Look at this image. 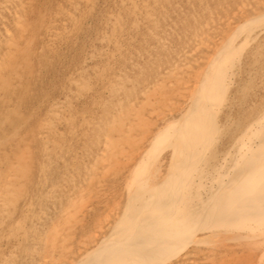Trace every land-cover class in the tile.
<instances>
[{
    "label": "bare ground",
    "instance_id": "bare-ground-1",
    "mask_svg": "<svg viewBox=\"0 0 264 264\" xmlns=\"http://www.w3.org/2000/svg\"><path fill=\"white\" fill-rule=\"evenodd\" d=\"M65 1L67 7L63 12L60 8L62 16L60 11H56L57 16L47 18L50 28L47 27L46 34H50L51 44L67 23L63 19L75 21V13L82 9L77 10L78 4L86 5L88 0ZM118 1L119 12L105 15L106 25L109 23L110 29L115 31L116 28L123 29L121 12L138 13L151 24L150 33L158 46L171 55L163 60L155 53L143 52L148 62L144 72L152 70L151 78L148 77L144 83L138 84L123 71L110 72L111 79L104 86L106 97L97 104L100 114L84 120L91 135L74 155L69 156L71 165L66 164L63 173L58 172L61 175L57 179L50 183L49 178L47 182L50 184L43 186L39 195L43 194L47 202L42 205L37 203L38 197L30 196L28 189L31 185L30 166H39L36 160L33 162L38 147L34 148L31 137H27L29 133L25 136L21 130L28 124L31 113L23 112L18 96L12 99L11 94L17 87L23 92L27 90L23 78L28 71H33L30 66L33 56L36 57L35 32L46 17L41 8L33 11V0H0V241L5 246L3 249L0 247V264H14L15 261L18 264H204L212 259L215 250L225 245L236 247L232 244L236 241L245 250L254 252V259L252 262L246 260L247 264H264V242L258 241V237L264 236V0H232L230 5L217 6L221 8L219 12L208 9L211 12L206 17L202 14L195 21L193 19V26L179 38L175 49L169 47L164 34L159 35L161 29L152 12L145 10V0ZM146 1L156 3L160 13L169 3V0ZM29 12L33 13L32 19L27 15ZM107 31L102 32L106 34ZM115 33L108 32L98 39L106 40L108 44L112 42L114 51L121 54L123 49L117 45ZM47 39L45 41L48 42ZM100 45L98 47H102ZM95 46L87 48L75 74L70 75L71 85L76 90L85 88L88 91V60L97 51ZM40 49L41 52L44 48ZM54 49H51L53 54L57 53ZM38 52L41 55L42 52ZM37 60H40L39 56ZM129 67L139 70V62L131 60ZM112 68L113 65L110 66ZM256 77L260 85L258 94H255L257 99L243 105L241 99L246 87ZM76 90L50 103L45 117L38 121V126H41L39 137L44 147L57 144L49 137L53 132L59 133L55 129V121L74 118L68 102L80 92ZM62 125L69 136H77L78 129L73 125L68 122ZM35 130H38L37 125ZM35 136L32 138L37 139ZM221 141L223 146L219 148ZM52 154L56 153L53 151ZM40 158L41 170L38 172L41 173L37 177L46 174L50 162L46 153ZM41 179L37 178L36 183ZM20 199L21 203H18ZM93 208H97L99 213L90 220L91 210L96 212ZM14 211L18 213L14 215Z\"/></svg>",
    "mask_w": 264,
    "mask_h": 264
},
{
    "label": "rangeland",
    "instance_id": "rangeland-1",
    "mask_svg": "<svg viewBox=\"0 0 264 264\" xmlns=\"http://www.w3.org/2000/svg\"><path fill=\"white\" fill-rule=\"evenodd\" d=\"M38 3H37V2ZM90 0H88L87 2H86V5H85V3H79L78 5V7L79 8H77V10H80L81 8V10L83 11V12H81V10L80 11H77L76 13H75V17H76V19H75V17H74V19H75V21H73V20H69V23H68V20H65V19H63V21H65V27H63L62 28V30H61V32L63 31V32H65V33H61L60 31H59V33H58V36L61 38V39H63V37L65 36V40L63 39V41L61 42V39L57 36V37H55V42H59L58 44L57 43H55L54 41V45H55V49L54 48H48V47H52V46H54L53 44H51L52 42H51V40H49V39H51V37H49L50 36V34L48 33V34H46V30H47V27H48V29L50 28V25H49V21L47 20V18L48 19H51V17H54V16H57V13H56V11H60V8L62 9L61 11L63 12L64 10V8H66L67 7V4H66V1L65 0H33V2H34V7H33V11L35 12V11H38V10H41V11H43L44 13H45V17L46 18H43V22H42V24H41V26L40 27H38V29L36 30V32H35V36H36V39H35V48H36V51L38 52L39 51V49L42 47V48H44L43 49V51H39L38 53H41V55L40 54H37V52L35 51V53L34 54H36V57L35 56H33V58H32V60H31V63L33 64L34 62H35V64L33 65V66H35V67H33L32 66V64H31V66H30V68H33V71H35L34 72V75H33V71H28V75L27 76H24V81H23V83H24V85H25V87H26V91L25 92H23L22 90H20V88H14L13 89V93L11 94V98L12 99H14V97L17 95L18 96V101H19V104H20V106H21V110L23 111V112H25V113H31L30 114V116H29V119L27 120V123L28 124H25L24 126L25 127H22V134L23 135H25V136H27V134L29 133H31L30 135L28 134V138H30V140H32L31 141V143L34 145V148H36V147H38V152H37V150H36V153H35V157H34V163H35V160L37 161L36 163L39 165V166H37L36 164H31V166H32V168H31V166H30V173H29V178L31 179V185L29 186V193H30V196H34V198H41V197H43V198H41V199H39L38 200V198L36 199L37 200V203L39 202V204L41 203L42 205L44 204V203H46L47 202V198L45 199V196L43 195V194H41V195H39L41 192H42V188L44 189V187L43 186H45L46 184L47 185H49L52 181H54L55 179H57L62 173H63V171H64V169H65V167H66V164L67 165H71V161H70V157L69 156H71V155H74L75 153H76V151H78V149H79V147L89 138V136L91 135L90 133H91V131L90 130H88L87 128H85V119H93V118H96L99 114H100V111H99V109H97V104H98V102H100L102 99H105V98H103V97H106V95H105V89H104V86H105V84L109 81V79H111V77L109 76L110 75V72H124V73H126V74H128V75H130V76H132L134 79H135V81H137L138 82V84H140V83H144V82H146L145 80L149 77V78H151V75H152V70L149 72V71H147V72H144V70L145 69H143L144 67H145V65H146V63H148V62H146L147 61V59H146V56L143 54V52L144 51H146L148 54L149 53H151V54H157V55H159V56H161V58L163 59V60H165V58H168V56H170L171 55V53H168V52H166V51H164L160 46H158V42H157V40L156 39H154V37L151 35V33L150 32H152V29H150L152 26H151V24H149V22L147 23V20L146 19H143V17L140 15V14H138V13H136V14H131V13H128V12H121V16H122V18H123V23H122V28L123 29H118V28H116L117 30L115 31V30H112V29H110L111 28V26L109 25V23H108V25H106L107 24V16H105V15H107L108 13L110 14V13H112V15H115L116 13H118L119 12V9H120V7H119V5H120V3H119V1L118 0H103V1H101V0H98L99 2H101V3H99V2H95V0H91V2H89ZM97 1V0H96ZM117 1V2H116ZM138 1H141V0H138ZM177 1V2H176ZM186 0H169V3L167 4V7H166V9L162 12L161 11V13L159 12V9H160V7L158 6V5H156V3H153L152 1H146L145 0V2H146V4H147V6H145V10L148 12H152V14H153V16H155L156 17V22H157V24L159 25V28L161 29L160 31H159V35H163L164 34V36H165V38L164 39H166L167 40V43H168V45H169V47L170 48H172V49H175L178 45H179V41H180V39L183 37V35H185L189 30H190V27H192L193 25H192V21H193V19H194V21H195V19L196 18H200V17H206L207 15H208V12L210 13L211 11H213L214 12V10L216 11V12H219V11H221V8H219V7H223V6H227V5H230L231 4V1L232 0H205V1H203V0H187V1H189V2H185ZM208 1V2H207ZM212 1V2H211ZM214 1V2H213ZM57 2L59 3V7L57 6L58 4H57ZM61 2V3H60ZM94 4H93V3ZM104 3V5H103V3ZM110 2H111V4H110ZM191 2V3H190ZM43 5H42V4ZM52 3V4H51ZM108 3H109V5H108ZM116 3V5H114ZM188 3V4H187ZM224 3V4H223ZM226 3V4H225ZM40 4V5H39ZM46 4H47V6H46ZM55 4H57V5H55ZM82 4V6H80ZM96 4V5H95ZM202 4V5H201ZM208 4V5H207ZM209 4H211V5H209ZM214 4V5H213ZM216 4V5H215ZM222 4V5H221ZM52 5V6H51ZM64 5H65V7H64ZM90 5V6H89ZM95 5V6H94ZM98 5V6H97ZM101 5V6H100ZM183 5V6H182ZM207 5V6H206ZM48 6H49V8H48ZM61 6H63V7H61ZM86 6V7H85ZM93 6V7H92ZM107 6V7H106ZM110 6H111V8H110ZM113 6H114V8L115 9H113ZM149 6V7H148ZM173 6V7H172ZM185 6V7H184ZM193 6V7H192ZM197 6V7H196ZM206 6V7H205ZM217 6H219V7H217ZM39 7V8H38ZM54 7V8H53ZM90 7H92V10L91 9H89ZM95 7V8H94ZM102 7V8H101ZM188 7V8H187ZM35 8V9H34ZM41 8V9H40ZM51 8H53V9H51ZM59 10H58V9ZM105 8H106V10H105ZM110 8V9H109ZM119 8V9H118ZM154 8L156 9L155 11H154ZM174 8V9H173ZM187 10H186V9ZM193 8H194V10H193ZM202 8V10H200ZM211 8V11L210 10H208V9H210ZM213 8V9H212ZM46 9V10H45ZM49 9V10H48ZM52 10V12H51V14H50V11ZM57 9V10H56ZM85 9V10H84ZM87 9V10H86ZM91 10V12H89V10ZM98 9V10H97ZM107 9H108V12H106L107 11ZM118 9V10H117ZM198 9V10H197ZM206 9V10H205ZM53 10H55V11H53ZM93 10L95 11L94 13H93ZM111 12H110V11ZM113 10V11H112ZM208 10V11H207ZM46 11H48L49 13H47ZM59 12V15L60 16H62L63 14H62V12ZM85 11V12H84ZM104 11V12H103ZM115 11V12H114ZM116 11H118V12H116ZM168 11V12H167ZM175 11H177V12H175ZM185 11V12H184ZM201 11V12H200ZM205 11V12H204ZM207 11V12H206ZM80 12H81V14L82 15H84V17L82 18V15L80 14ZM87 12H89L88 14H86ZM181 12V13H180ZM184 12V13H183ZM56 13V14H55ZM92 13V14H91ZM101 13V14H100ZM105 13V14H104ZM128 13V14H127ZM178 13V14H177ZM187 13V14H186ZM195 13H197V14H195ZM30 14V15H29ZM54 14V15H53ZM80 14V15H79ZM95 14V15H94ZM99 14V15H98ZM124 14H126V15H124ZM131 14V15H130ZM182 14H183V16H182ZM203 14V15H202ZM207 14V15H206ZM28 15V17L30 18V19H32L33 18V13H28L27 14ZM52 15V16H51ZM89 15V16H88ZM101 15V16H100ZM111 15V14H110ZM181 15V16H180ZM199 17H198V16ZM202 15V16H201ZM50 16V17H49ZM81 16V18L83 19V21H84V23H83V21H82V19L81 18H79ZM92 16V17H91ZM189 16V17H188ZM86 17V18H85ZM129 17H130V19H129ZM137 17H139V18H137ZM142 17V18H141ZM92 18V19H91ZM102 18H104V19H102ZM134 18V19H133ZM137 18V19H136ZM154 18V17H153ZM177 18V19H176ZM85 19V20H84ZM88 19H90V20H88ZM99 19H101V23L99 22L100 20ZM106 19V20H105ZM125 19H126V22H125ZM136 19V20H135ZM184 19V20H183ZM186 19V20H185ZM191 19V20H190ZM78 20H79V22H78ZM94 20H95V22H94ZM146 20V21H145ZM44 21H46V22H44ZM73 21V22H72ZM98 21V22H97ZM104 21V22H103ZM137 21V22H136ZM141 21H143V23L141 22ZM190 21V22H189ZM194 21H193V24H194ZM87 22V23H86ZM89 22V23H88ZM124 22H125V24H124ZM128 22V23H127ZM136 24H135V23ZM141 22V23H140ZM144 22H145V24L146 25H144ZM48 25H47V24ZM73 23H74V25L75 26H73L72 27V25H73ZM78 23H79V25H78ZM83 23V24H82ZM133 23V24H132ZM138 23V24H137ZM183 23V24H182ZM189 23V24H188ZM191 23V24H190ZM68 24V25H67ZM70 24V25H69ZM77 24V25H76ZM103 24V25H102ZM127 24V25H126ZM177 24V25H176ZM46 25V26H45ZM68 26V28H67V26ZM97 25V26H96ZM104 25H105V27H104ZM125 25V26H124ZM130 25H132V26H130ZM138 25V26H137ZM143 25V26H142ZM150 25V26H149ZM189 25V26H188ZM69 26H71L70 28H69ZM79 26V27H78ZM85 26V27H84ZM136 28H135V27ZM186 26V27H185ZM43 27V28H42ZM81 27H83V28H81ZM96 29H95V28ZM104 29L105 28V30H103L102 28ZM129 27V28H128ZM74 28V29H73ZM77 28V29H76ZM87 28V29H86ZM89 28V29H88ZM92 28H93V31H92ZM108 28V29H107ZM127 28V29H126ZM132 28V29H131ZM182 28H184L183 30H182ZM41 29H43V30H41ZM66 29H67V31H66ZM97 29H99L98 31H97ZM130 29V30H129ZM136 29V30H135ZM60 30V29H59ZM69 30V31H68ZM70 30H74L73 32L72 31H70ZM89 30V31H88ZM91 30V31H90ZM96 30V32H94ZM104 31H106V30H108L107 32H106V34L104 33L103 34V32ZM110 30V31H109ZM112 30V31H111ZM162 30H165V33L164 32H162ZM82 31H83V33H82ZM99 31H100V33H99ZM121 31H122V33H121ZM172 31V32H171ZM39 32L41 33V34H39ZM43 32V33H42ZM70 32V33H69ZM72 32V33H71ZM90 32H92V33H90ZM102 32V33H101ZM108 32L110 33V32H116L115 34H113L114 35V37L116 36V42H117V45L118 44H120V45H118V46H122L121 48L123 49L122 51H121V54H117L115 51H114V49L113 48H115V45H113V43L111 42L110 44H108L109 42H106V40H103V41H100V39H98V37H100L101 35H108ZM131 32H133V34L131 33ZM136 32V33H135ZM38 33V34H37ZM69 33V34H68ZM98 33V34H97ZM118 33V34H117ZM134 33H135V35L136 34H138V35H134ZM140 33V34H139ZM182 33V34H181ZM42 34H44V35H42ZM82 34V35H81ZM85 34V35H84ZM87 34V35H86ZM88 34H89V36H88ZM94 34V35H93ZM143 34V35H142ZM173 34V35H172ZM49 35V36H48ZM67 35H69V36H67ZM84 35V36H83ZM95 35H97V36H95ZM118 35H120V36H118ZM179 35V36H178ZM38 36H40V37H38ZM42 36V37H41ZM44 36V37H43ZM46 36H48V37H46ZM67 36V37H66ZM86 36V37H85ZM126 36V37H125ZM130 36H133V37H131V40H130ZM135 36V37H134ZM72 37V38H71ZM88 37H90V38H88ZM38 38L39 39H42L43 38V40L41 41H39L38 40ZM48 38V39H47ZM67 38V39H66ZM71 38V39H70ZM74 38V39H73ZM98 40H97V39ZM121 40H120V39ZM172 38V39H171ZM180 38V39H179ZM48 40V42L47 41H45V40ZM56 39H57V41H56ZM60 41H59V40ZM70 39V40H69ZM90 39V40H89ZM95 39V41H93ZM137 39V40H136ZM179 39V40H178ZM38 40V41H37ZM67 40V41H66ZM72 40H74L75 42H76V44H75V42H73ZM78 40H79V42H78ZM133 40V41H132ZM45 41V42H44ZM51 43H50V42ZM65 41H66V43H65ZM69 41V42H68ZM96 41H98V42H96ZM119 41H120V43H119ZM122 41V42H121ZM126 43H125V42ZM128 41V42H127ZM38 42V43H37ZM90 42V43H89ZM106 42V43H105ZM125 44H124V43ZM40 43V44H39ZM48 45H50V46H48ZM62 45H65L64 47L62 46V47H60L61 46V44ZM65 43V44H64ZM92 43H94V44H92ZM97 43V44H96ZM100 43L102 44V47H98V46H101L100 45ZM123 43V44H122ZM129 43V44H128ZM136 43V44H135ZM39 44V45H38ZM41 44H43V46L41 45ZM46 46H48V47H46ZM60 44V45H59ZM75 44V45H74ZM77 44H79V45H77ZM88 44V45H87ZM104 44V45H103ZM132 44V45H131ZM176 44H177V46H176ZM41 45V46H40ZM57 45V46H56ZM90 45H93V46H95L96 48H98L97 49V51H95L94 53H93V55L91 56V57H93V58H90L88 61H89V72L91 73H89L88 74V77H89V80H88V85L89 86H87V90L89 91H86L85 90V88H81L82 90H79V89H77L76 90V87L72 84L71 85V83L72 82H70L71 80L69 79V78H71V76H73V74H75L74 72L77 70V68L79 67L78 65L80 64V61H81V58H82V56L85 54V51L86 50H88L87 48H90L89 46ZM136 45V46H135ZM144 45V46H143ZM173 45V46H172ZM124 46V47H123ZM132 46H133V49H132ZM59 47V48H58ZM69 47V48H68ZM72 47V48H71ZM48 48V49H47ZM58 48V49H57ZM62 50H61V49ZM66 48V49H65ZM107 48V49H106ZM51 49H54V52H57V53H52L53 52V50L51 51ZM57 49V50H56ZM69 49V50H68ZM82 49V50H81ZM101 49V50H100ZM104 51H103V50ZM129 49V50H128ZM41 50V49H40ZM50 50V51H49ZM56 50V51H55ZM64 50L65 51H67V52H64ZM48 51V52H47ZM102 51V52H101ZM108 51V52H107ZM48 53V54H46V53ZM51 52V53H50ZM65 53V54H63V53ZM76 52H77V54H76ZM81 52V53H80ZM84 52V53H83ZM112 52H115L114 54L112 53ZM165 52V53H164ZM45 55H47V56H45ZM49 53H50V55H49ZM97 53V54H96ZM100 53V54H99ZM110 53V54H109ZM125 53V54H124ZM161 53V54H160ZM58 54V55H57ZM61 54H62V58H63V55H64V58L63 59H65L64 60V63H63V59L62 58H60L61 57ZM67 54V55H66ZM79 54H81L80 56H79ZM83 54V55H82ZM122 54H123V56H122ZM56 55V56H55ZM69 55V56H68ZM116 55V56H115ZM121 57H120V56ZM38 56H39V59L40 60H37V58H38ZM41 56H43V59H42V57ZM45 56V57H44ZM67 56V57H66ZM100 56V57H99ZM102 56V57H101ZM108 56V57H107ZM111 56V57H110ZM54 57V58H53ZM74 57V58H73ZM110 57V58H109ZM125 57V58H124ZM50 58V59H49ZM52 58V59H51ZM59 58H60V60H59ZM76 58V59H75ZM97 58H98V60H97ZM109 58V59H108ZM113 58V59H112ZM130 58V59H129ZM41 59H42V61H41ZM45 59V60H44ZM48 59L50 60V62H51V64H50V62L48 61ZM54 59V60H53ZM67 59V60H66ZM70 59V60H69ZM74 61H73V60ZM78 59V60H77ZM80 59V60H79ZM101 59V60H100ZM103 59V60H102ZM111 59V60H110ZM58 60V61H57ZM62 60V61H61ZM77 60V61H76ZM117 60V61H116ZM124 60H126V61H124ZM131 60H134V61H138L139 62V70L140 69H143V70H141V71H139V70H137V68L136 69H134V70H132L130 67H129V62L131 61ZM38 61H39V63L40 64H38ZM44 61V62H43ZM46 61V62H45ZM73 61V62H72ZM76 61V62H75ZM79 61V62H78ZM92 61V62H91ZM99 61H100V63H99ZM107 61H108V64H106L107 63ZM112 61V62H111ZM55 62V63H54ZM66 62V63H65ZM91 62V63H90ZM95 62V63H94ZM106 62V63H105ZM59 63V64H58ZM63 63V64H62ZM74 63V64H73ZM79 63V64H78ZM113 63V64H112ZM39 65V67H38V65ZM55 64V65H54ZM68 64H69V66H68ZM103 64V65H102ZM36 65H37V67H38V70H40L36 75H35V73L38 71L37 70V67H36ZM46 65H48L46 68H45V70H44V66H46ZM94 65V66H93ZM105 65V66H104ZM106 65H107V67H108V69H106L107 67H106ZM114 66V69L112 68V69H110V66ZM42 66V69L40 68ZM50 66V67H49ZM65 66V67H64ZM102 66V67H101ZM53 67H54V70H53ZM57 67V68H56ZM63 67V68H62ZM72 67H73V69H72ZM76 67V68H75ZM93 67V68H92ZM98 69V70H96V68ZM30 68H29V70H30ZM34 68H36V69H34ZM50 68V69H49ZM101 68H103V70H105V71H102V69ZM120 68V69H119ZM62 69H63V71H62ZM66 69V70H65ZM110 69V70H109ZM117 69V70H116ZM37 70V71H36ZM50 70V71H49ZM57 70H58V72H57ZM71 70H74V71H71ZM109 70V71H108ZM43 71H44V73H43ZM48 71L50 72V73H48ZM94 71V72H93ZM99 71H101L100 73H99ZM106 71H108V72H106ZM43 73L42 75H41V73ZM45 72H47L46 73V76H45ZM61 72V73H60ZM72 72V74H70ZM30 73H32V74H30ZM58 73V74H57ZM60 73V74H59ZM95 73H97V74H100L99 76L97 75V74H95ZM103 73H105V74H103ZM107 73H109V74H107ZM39 74V75H38ZM64 74V75H63ZM93 74V76H91ZM32 76L33 75V77H30V76ZM41 75V76H40ZM54 75V76H53ZM59 75V76H58ZM60 75H62V76H60ZM71 75V76H70ZM96 75V77H94ZM48 76V77H47ZM66 76V77H65ZM138 76V77H137ZM143 76H144V78H143ZM38 77V78H37ZM40 77V78H39ZM45 77V78H44ZM47 77V78H46ZM68 77V78H67ZM92 77V78H91ZM107 77V78H106ZM264 77V76H263ZM27 78H29V79H27ZM33 79L32 81L30 80V79ZM36 78H37V80H36ZM44 80H43V79ZM58 78V79H57ZM63 78V79H62ZM97 78V79H96ZM100 78V79H99ZM26 79H27V81H26ZM42 79V80H41ZM51 79H52V81H51ZM94 79V80H93ZM99 79V81H96V80H98ZM104 79V80H103ZM108 79V80H107ZM256 79V80H255ZM254 79V81H253V83L251 82V84H250V86H247L246 87V90H245V95L242 97V99H241V102H242V104L243 105H246V103H250L251 101H253V99H257V97L255 96V94L257 93L258 94V91H257V89L259 88V79H258V77H256ZM55 80V81H54ZM90 80H92V81H90ZM35 81H37V82H35ZM46 81V82H45ZM59 81H61V82H59ZM102 81V82H101ZM263 81H264V78H263ZM33 82V83H32ZM34 82H35V84H34ZM39 82V83H38ZM45 82V83H44ZM66 82H69L67 85H66ZM140 82V83H139ZM90 83V84H89ZM97 83V84H96ZM99 83V84H98ZM255 83V84H254ZM264 83V82H263ZM29 84H30V86H29ZM40 84V85H39ZM100 84H101V86H100ZM63 85V86H62ZM99 85V87H98V89H97V86ZM57 86V87H56ZM67 86H68V88H67ZM69 86H70V88H69ZM73 86H74V88H73ZM92 86V87H91ZM31 87V88H30ZM47 87V88H46ZM61 87V88H60ZM62 87H64V88H62ZM88 87H89V89H88ZM38 88V89H37ZM43 88V89H42ZM49 88H50V90H49ZM67 88V89H66ZM92 88V89H91ZM95 88V89H94ZM248 88V89H247ZM251 88H252V90H251ZM32 89V90H31ZM59 89H60V91H59ZM70 89V90H69ZM73 89H74V91L76 90L77 92L78 91H80L78 94H77V96H76V98H74V97H72V98H74V99H72V98H69L70 100V102H68L69 104V106H68V109H69V107H70V109H69V111H70V113H73V116L72 117H74V118H72V120L70 121V120H68V121H64L63 120V118H61V120H62V122H61V120L59 119L58 121H55V124H56V127H55V129L57 130V131H59V133H60V135H59V133L58 132H53V134L51 133V134H49V137H50V139L53 141V143L55 142V143H57L58 145L60 144V146H58L57 144H55V145H47V147H44V144H41L42 142H41V139H40V137H39V130H40V127L38 126V121H40L42 118V116H44L45 117V115H46V109L48 108V106H49V104L50 103H52L53 101H56L57 99H62V97H64L66 94H68L69 93V91H73ZM250 89V90H249ZM67 90V91H66ZM93 90V91H92ZM96 90V91H95ZM16 91V92H15ZM29 91H33L32 93H30ZM44 91V92H43ZM66 91V92H65ZM83 91V92H82ZM88 92L87 94H86V92ZM98 91V92H97ZM134 91H136V89L134 90ZM249 91V92H248ZM59 92V93H58ZM62 92V93H61ZM85 92V93H84ZM247 92V93H246ZM25 93H28V95L27 94H25ZM30 93V94H29ZM63 93H65V94H63ZM89 93H91V95L89 96ZM93 93H94V95H93ZM20 94H22V96L20 95ZM57 94V95H56ZM81 94H83V96L81 95ZM100 94V95H99ZM248 94V95H247ZM55 95V96H54ZM102 95V96H101ZM251 95V96H250ZM26 96V97H25ZM33 98H32V97ZM60 96V97H59ZM81 96V97H80ZM248 96V97H247ZM24 99H23V98ZM31 97V98H30ZM43 97V98H42ZM58 97V98H57ZM29 98V99H28ZM21 99V100H20ZM49 101H48V100ZM79 99V100H78ZM88 99V100H87ZM252 99V100H251ZM26 100H27V102H26ZM95 100V101H94ZM79 103H78V102ZM23 102H24V104H23ZM74 102V103H73ZM25 104H26V106H25ZM29 104V105H28ZM41 106H40V105ZM91 104H94V105H92V107H90L91 106ZM37 105V106H36ZM80 105H81V107H80ZM23 106H25V107H23ZM34 107V108H33ZM80 107V108H79ZM28 108V109H27ZM76 108H78V109H76ZM91 108V109H90ZM25 109V110H24ZM27 109V110H26ZM36 109H39L38 111H35ZM41 109V110H40ZM33 110V111H32ZM88 110V111H87ZM239 110V109H238ZM87 111V112H86ZM92 111L94 112V113H92ZM40 112V113H39ZM45 112V113H44ZM80 112V113H79ZM85 112V113H84ZM29 113H28V115H29ZM34 113V114H33ZM38 113V114H37ZM44 113V114H43ZM79 113V114H78ZM98 113V114H97ZM78 114V115H77ZM83 114V115H82ZM87 114V115H86ZM95 114V115H94ZM33 115V116H32ZM34 115H35V117H34ZM39 115V116H38ZM94 115V116H93ZM76 116V117H75ZM44 117H43V119H44ZM84 117V118H83ZM31 119V120H30ZM35 121H37L36 123L34 122V120ZM82 119V120H81ZM30 121H32L31 123H30ZM80 121H83V122H81L80 123ZM57 122H59V123H57ZM65 122H68L69 124H71V125H73L74 127H75V129L77 130L76 131V134H77V136H69V134H67V132H66V130L63 128V126L64 125H62V124H64ZM84 123V124H83ZM30 124V126L28 127V128H26V125L28 126ZM33 124H36L37 125V129L38 130H35L36 129V125H33ZM79 126H78V125ZM59 125V126H58ZM60 125H62V126H60ZM68 125V124H67ZM82 127H81V126ZM84 125V126H83ZM32 126H34L33 128H32ZM39 127V128H38ZM65 127V126H64ZM81 127V128H80ZM24 128H25V130H26V133L25 132H23V131H25L24 130ZM59 128V129H58ZM61 128H63V129H61ZM29 131H28V130ZM33 129H34V131H33ZM84 129H85V131H84ZM20 130V131H21ZM31 131V132H30ZM33 131V132H32ZM37 131V132H36ZM34 133H35V135H34ZM37 133V134H36ZM58 133V134H57ZM79 133V134H78ZM80 134H82V135H80ZM86 134H88V136H86ZM56 135V136H55ZM68 136V137H66V136ZM85 135V136H84ZM37 137V139L36 138H32V137ZM39 137V138H38ZM57 137H58V139H57ZM60 137V138H59ZM78 137H80V138H78ZM62 138V139H61ZM65 138H66V140H65ZM38 140V142L36 141V140ZM68 139V140H67ZM70 139H71V141H70ZM64 140H65V142H64ZM34 141L35 142H37V143H35L34 144ZM68 141V142H67ZM72 141H73V145H72ZM59 142H61V143H59ZM44 143V142H43ZM67 143V144H66ZM68 143L70 144L69 145V147H68ZM79 143V144H78ZM33 145H32V148H33ZM36 145V146H35ZM39 145V146H38ZM64 145V146H63ZM53 146H55V147H53ZM72 146V147H71ZM219 148H222V141H221V143H219ZM41 147H42V149H41ZM43 147H44V150H43ZM49 147V148H48ZM58 147H60V151H58L59 150V148ZM63 147V148H62ZM71 147V148H70ZM50 150V151H48V149ZM57 148V150H55ZM62 148V149H61ZM66 150H65V149ZM37 149V148H36ZM70 149V150H69ZM72 149V150H71ZM35 150V149H34ZM42 150V151H41ZM52 150V151H51ZM63 150V151H62ZM53 151H54V153H56V154H52L53 153ZM56 151V152H55ZM64 151H66V152H64ZM68 151H71V152H69V154L67 153ZM43 152V153H42ZM47 152H49V153H47ZM46 153V155H48L49 157H50V162L48 163V165H49V167H47V172H48V174H47V172H46V174H44V175H40L39 177H37L41 172H38V171H40L41 169H40V163L42 162V158H40V155H42V154H45ZM57 153H60V154H58L57 155ZM63 153V154H62ZM65 153V154H64ZM50 154V155H49ZM36 155H39L38 157L36 156ZM52 155V156H51ZM57 155V156H56ZM63 155V157H64V159H63V157H61ZM67 155V156H66ZM54 156H56V157H54ZM42 157V156H41ZM53 157V158H52ZM59 157L61 158V159H63L64 161H65V163H64V161L63 160H59ZM65 157H66V159H65ZM36 158V159H35ZM55 158H56V160H55ZM80 158V157H79ZM58 159V160H57ZM38 161H39V163H38ZM54 161V162H53ZM55 161H57V163L55 162ZM69 163V164H68ZM52 164V165H51ZM64 164V165H63ZM79 164H80V162H79ZM36 165V166H35ZM62 166V167H61ZM35 167H37V168H35ZM61 167V168H60ZM50 168V169H49ZM52 168V169H51ZM56 168H58V169H56ZM36 169V170H35ZM39 169V170H38ZM50 170V171H49ZM33 171H35L34 172V174H33ZM53 172V173H52ZM61 173V174H59V173ZM36 173V174H35ZM54 173H57V174H54ZM38 174V175H37ZM52 174V175H51ZM46 175H48V176H50V177H47ZM54 175V176H53ZM58 175V176H57ZM33 176H35V177H33ZM43 176V177H42ZM33 177V178H32ZM41 177H42V179H41ZM55 177V178H54ZM37 178H39V180L41 179V182L40 181H37V183H36V180H37ZM44 178H46V179H44ZM50 178V179H49ZM35 181H34V180ZM48 179H49V182H47L48 181ZM45 180V181H44ZM42 181H44V182H42ZM38 182H39V184H38ZM46 182V183H45ZM33 183V184H32ZM41 183H42V186H40L41 185ZM36 185V186H35ZM38 185V186H37ZM46 185V186H47ZM37 189H35L34 187ZM33 189V191H31ZM40 190V191H39ZM36 191V192H35ZM37 191H39V192H37ZM32 192V193H31ZM39 195H37V194ZM36 195V196H35ZM43 195V196H42ZM33 198V199H34ZM35 200V199H34ZM20 202H18V203H21V199L19 200ZM42 201V202H41ZM44 202V203H43ZM94 210L96 209V212L94 213V211L93 210H91V213H90V220L94 217V216H96L97 215V212L99 211L97 208H93ZM93 212V213H92ZM16 213H18L17 211H14V215H16ZM99 213V212H98ZM93 214V215H92ZM88 217V218H89ZM89 220V219H88ZM89 220V221H90ZM89 221H88V223H89ZM87 223V224H88ZM240 239H241V237H240ZM258 241H260V242H264V236L263 237H258ZM13 243V241H10V244H12ZM238 243V244H237ZM232 244H236V247L234 246L233 248H229V247H227L226 245L224 246V247H220V248H218L217 250H215V253L213 254V256L211 257L212 259H210V261L208 262V263H204V264H247L249 261L248 260H250V262H252V260L254 259L253 257H254V252H253V250H250V251H248V250H245L244 248H242L241 247V245L239 246V242L238 241H236V242H234V243H232ZM244 244V243H243ZM4 245H3V243L0 241V247H1V249H3V248H5V246L3 247ZM239 246V247H238ZM201 251H204V250H201ZM247 251V252H246ZM240 252V253H239ZM243 253V254H242ZM248 253V254H247ZM242 254V255H241ZM227 255V256H226ZM229 255L231 256V257H229ZM253 255V256H252ZM233 256V257H232ZM236 256V257H235ZM235 257V258H234ZM249 257V258H248ZM228 258V259H227ZM232 258V259H231ZM239 258V259H238ZM241 258H244V259H241ZM251 258V259H250ZM222 259V260H221ZM234 259H236L237 261H235L234 263H233V260ZM230 260V261H229ZM232 260V261H231ZM243 260H244V262H243ZM248 262H247V261ZM242 262V263H241ZM14 264H18V261H15V263Z\"/></svg>",
    "mask_w": 264,
    "mask_h": 264
}]
</instances>
